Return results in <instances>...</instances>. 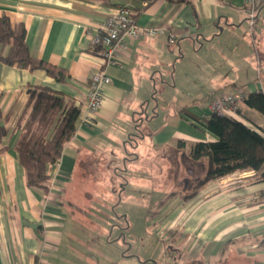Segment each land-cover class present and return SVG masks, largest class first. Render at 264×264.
Listing matches in <instances>:
<instances>
[{"label": "crops", "instance_id": "obj_1", "mask_svg": "<svg viewBox=\"0 0 264 264\" xmlns=\"http://www.w3.org/2000/svg\"><path fill=\"white\" fill-rule=\"evenodd\" d=\"M121 8L131 9L139 26L162 32L143 35L120 50L119 68L107 64L92 37ZM244 8V0H0V16L25 26L31 54L69 74L67 81L58 82L44 70L29 71L0 60V128L8 131L0 143V264H37L40 259L46 264H98L95 243L104 231L96 225L101 195L112 206L116 197L119 204L137 201L152 217L166 213L168 204L174 206L164 227L180 238L178 243L184 239L175 248L178 264H264V182L253 180L254 172L234 173L192 196L200 170L188 156L191 144L218 139L204 127L214 95L264 92L262 84H243L241 63L224 68L209 62L213 44L221 46L217 53L222 59L243 62L250 43L264 39V9L250 28ZM249 29L247 39L243 32ZM170 34L175 43L169 42ZM9 49L0 53L7 55ZM191 56L198 58L196 70L188 67ZM257 63L261 71V59ZM102 70L112 81L104 87L105 100L94 123L85 126L90 79ZM222 71L236 76L222 74L213 80L207 106H200L195 96L201 95L196 90L200 84L191 82V73L209 77ZM33 85L71 97L81 109L76 134L50 168L48 194L28 186L14 149ZM170 91L176 95L168 101L164 95ZM227 117L264 132V117L245 105ZM180 142L186 147L178 148ZM179 172L196 175L191 188L165 193L173 189L170 184L178 179L171 176ZM119 177L123 185L111 186ZM80 205L86 207L76 213L72 206ZM111 239L107 244H115ZM119 253L127 258L122 249L106 257Z\"/></svg>", "mask_w": 264, "mask_h": 264}, {"label": "trees", "instance_id": "obj_2", "mask_svg": "<svg viewBox=\"0 0 264 264\" xmlns=\"http://www.w3.org/2000/svg\"><path fill=\"white\" fill-rule=\"evenodd\" d=\"M263 6L264 0L258 6L259 13ZM7 46L10 47L7 55L0 53V60L4 64L29 71L44 70L58 82H65L69 78L66 69L31 54L23 24L14 25L8 16L1 15V51ZM95 46L103 50L102 46ZM27 93L28 100L18 122L21 134L14 149L20 164L26 169L28 186L48 194L51 185L50 168L61 160L66 145L76 134L81 109L73 98L46 86H30ZM244 105L264 117V92L246 94ZM204 127L218 139L195 142L188 148V156L192 161L204 162L206 165L204 177L196 184L192 196L207 183L234 173L254 172L253 180L264 182V132L237 119L217 114H211L205 119ZM7 133L5 128H0V143ZM178 146L186 147L181 142ZM190 196L187 195L185 199Z\"/></svg>", "mask_w": 264, "mask_h": 264}, {"label": "rangeland", "instance_id": "obj_3", "mask_svg": "<svg viewBox=\"0 0 264 264\" xmlns=\"http://www.w3.org/2000/svg\"><path fill=\"white\" fill-rule=\"evenodd\" d=\"M263 20H264V10L261 15V21ZM243 34L244 37H246L247 39L250 38L251 35L250 29L247 30L246 32H243ZM219 47L221 46H217V44H213L209 48L210 66L212 67L222 66L224 68H228L230 66H233V64L234 66H236L237 64L241 63V65H243L244 67V71L241 75L242 76L241 81L243 82V84L252 82L255 84H262L264 86V39L258 41L257 45H255V43L253 42L250 43L249 58L243 57L244 59L243 62L242 61L239 62L238 57L236 61H231V62L230 59L228 60L222 59L223 57H221L217 53V50L220 49ZM190 59L191 60L187 62L188 67L191 66L193 70H196L197 66L195 65L199 63L198 58L196 56H191ZM260 59H261V64L263 66V69L261 71L258 69V63H257L258 60ZM180 67L181 66L178 65V68ZM222 74H229V76L231 77L236 76L234 71H230V72L222 71L219 73L211 72L209 77H207L206 74L204 76L197 77V73L195 72L191 73L192 75L190 77L191 82L195 81V82H199L200 84L199 85L200 88H197L196 90H200L201 95L199 94V96H197V94H195L196 98H198L200 106H202L203 104L206 105L208 103L209 90L210 89L214 90L213 86L210 85L213 82V80L220 78ZM175 95L176 93L170 91L164 95V98L168 101L174 100ZM174 148H176V146ZM196 165L200 170V173L199 172L196 173L198 178L197 182H199L203 178L201 177L203 176V171L201 168L205 167V164L204 162H199ZM178 174L179 175H175V174H173L172 176L170 175L172 180L175 178V176L177 177L178 184H176L177 182L175 183V181H172L170 185L172 186L173 189L172 190L164 189L163 191L165 193H170L171 191L174 190L176 191V193H180V191L184 192L183 190L187 186L191 188L192 181L194 180V176L196 175H190L186 173L187 176H185L183 175L182 172H179ZM166 175L167 174H165V177H168ZM98 177L102 179L101 174H99ZM120 179H121L120 177L117 178V181L114 179V181L111 183V186L120 188L123 185V181L122 180H121L122 182L119 181ZM101 183L102 185L107 186L108 181L105 182L103 181ZM102 196L104 195L98 197L99 200L97 205L100 214H98L99 219H97L96 225L99 224L101 227L104 228V231H101L99 234H97L98 240H96L97 243H95V246L98 250L97 256L100 257L98 264H109V263L110 264H178V262L176 261L177 254L175 252L176 251L175 248L183 246L184 239L178 243V240L180 238H178L177 240V238L174 237L176 234L173 233L172 230L171 232L169 228H167V226L164 227L165 219L170 218L169 213L174 210L172 209L174 206L171 207V205L168 204L170 200L166 202V204L168 205L167 207L164 208L165 211H167L166 213L162 215L158 214L157 216L152 217L150 215L146 216V206L142 204L139 205L137 201L129 200L128 203L119 204V201L117 200L116 197L115 205L112 206L110 203L109 204L106 202L103 203L104 198ZM103 204H108V205H103ZM85 207H86L85 205L84 206L80 205V208L82 209L81 210L79 206L78 207L72 206V209L74 208L73 210L77 213V212H83L84 211L83 209H85ZM162 210L163 209H161V211ZM125 215H127L128 217L124 218L123 216ZM120 227H123L124 230L121 231L119 229ZM109 239L116 241L115 244L113 245L107 244ZM117 240L119 241L117 242ZM118 249H122L123 253L127 254V258H122L121 256L122 252L119 253V255L111 254L109 255L110 258L106 257L108 256V253H110V251L114 252L115 250Z\"/></svg>", "mask_w": 264, "mask_h": 264}, {"label": "built area", "instance_id": "obj_4", "mask_svg": "<svg viewBox=\"0 0 264 264\" xmlns=\"http://www.w3.org/2000/svg\"><path fill=\"white\" fill-rule=\"evenodd\" d=\"M261 1L263 0H244V9L250 28L256 24L259 16L258 6ZM161 32L156 27L139 26L133 17V11L129 8H121L107 18L104 27L92 37V41L95 45L102 46V54L108 65L121 68L123 61L119 54L120 50L127 49L130 43L143 35L154 36ZM168 40L170 43H175L177 38L170 34ZM111 81V77L104 70L95 73L90 79L87 105L82 118L83 125L88 126L94 123L105 100L104 87ZM245 96L246 94L241 92L214 95L210 103L211 114L235 115L244 105ZM37 264L46 263L40 259Z\"/></svg>", "mask_w": 264, "mask_h": 264}]
</instances>
